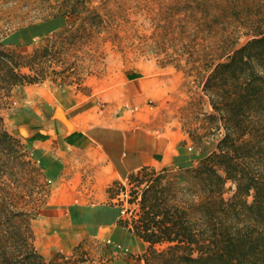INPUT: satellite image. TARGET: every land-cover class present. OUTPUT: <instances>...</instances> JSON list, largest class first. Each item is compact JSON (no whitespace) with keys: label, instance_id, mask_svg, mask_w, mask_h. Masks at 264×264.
Instances as JSON below:
<instances>
[{"label":"rangeland","instance_id":"rangeland-1","mask_svg":"<svg viewBox=\"0 0 264 264\" xmlns=\"http://www.w3.org/2000/svg\"><path fill=\"white\" fill-rule=\"evenodd\" d=\"M60 16L66 22L44 38L21 47L3 44L19 30ZM201 28L217 31L205 35ZM250 28H264V0H0V49L8 54L0 59V198L9 209L23 213L17 224L25 241L17 239L19 250L34 247L41 254L35 245L33 222L46 204L51 187L28 146L9 131L7 119L27 98L23 86H10L4 60L12 59L17 72L38 74L43 81L35 86H45L50 96L64 105L100 91L108 75L130 72L144 63L173 69L181 75V87L188 96L180 110L182 127L193 132L199 149L209 151L221 132L217 123L207 119L212 108L202 83L214 64L253 36ZM148 104L154 106L153 101ZM187 152L190 163L200 157L195 150ZM172 177H163L158 186L176 179ZM175 181L177 190L185 184L181 178ZM130 183L134 200L139 187L136 181ZM234 191L235 186L229 182L225 198L230 199ZM10 224L14 223L6 222L4 229H13ZM166 246L156 248L163 250ZM114 252L122 255L108 243L94 255L82 244L72 256L59 254L53 261L109 262L117 256ZM141 259L143 256L133 257Z\"/></svg>","mask_w":264,"mask_h":264},{"label":"crops","instance_id":"crops-1","mask_svg":"<svg viewBox=\"0 0 264 264\" xmlns=\"http://www.w3.org/2000/svg\"><path fill=\"white\" fill-rule=\"evenodd\" d=\"M9 38L12 45L25 40L21 30ZM182 81L173 69L144 63L108 75L100 91L70 105L43 85L23 87L27 101L7 125L50 183L48 200L33 222L35 245L45 258L72 256L82 244L94 255L108 243L129 251L114 252L109 262L81 264H144L133 257L143 256L149 244L121 223L109 188L142 168H175L189 159L186 146L193 142L180 122L188 100Z\"/></svg>","mask_w":264,"mask_h":264},{"label":"trees","instance_id":"trees-1","mask_svg":"<svg viewBox=\"0 0 264 264\" xmlns=\"http://www.w3.org/2000/svg\"><path fill=\"white\" fill-rule=\"evenodd\" d=\"M65 22L60 16L22 29V45L48 36ZM201 29L209 35L217 28ZM250 29L253 36L214 64L202 83L212 108L207 119L221 132L215 147L199 149L188 131L193 143L186 149L200 153L195 163L187 159L159 171L145 167L127 177L139 187V212L133 221L121 223L131 225L149 244L144 264H264V28ZM3 44L22 46L12 45L10 38ZM7 56L0 49V59ZM4 61L11 87L43 81L38 74L15 71L18 66L12 59ZM170 176L176 179L158 186ZM179 178L185 184L177 190ZM229 182L235 191L226 199ZM119 183L109 188L113 199L120 192ZM5 203L0 198V264H70L53 258L47 262L34 247L21 252L17 239L25 241V236L17 223L23 213ZM6 222L14 223L13 229L5 230ZM160 244L167 246L158 250Z\"/></svg>","mask_w":264,"mask_h":264},{"label":"built area","instance_id":"built-area-1","mask_svg":"<svg viewBox=\"0 0 264 264\" xmlns=\"http://www.w3.org/2000/svg\"><path fill=\"white\" fill-rule=\"evenodd\" d=\"M130 186H132V185L128 179L122 181L119 184V188H117L120 190V192L113 199L114 203L120 209V215H121L122 219L125 221H128V222H131L138 217L139 199H140V194H139V192H137V194L134 198V201L131 202V200H132V197L130 196L131 191L128 188ZM112 246L117 252L128 253V251H129V249L127 247H124L120 244H115V245L113 244Z\"/></svg>","mask_w":264,"mask_h":264}]
</instances>
